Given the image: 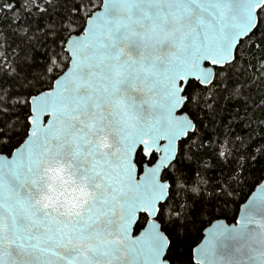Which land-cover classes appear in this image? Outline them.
Masks as SVG:
<instances>
[{"label": "snow or ice", "instance_id": "snow-or-ice-1", "mask_svg": "<svg viewBox=\"0 0 264 264\" xmlns=\"http://www.w3.org/2000/svg\"><path fill=\"white\" fill-rule=\"evenodd\" d=\"M0 264H264V0H0Z\"/></svg>", "mask_w": 264, "mask_h": 264}, {"label": "clouds", "instance_id": "clouds-1", "mask_svg": "<svg viewBox=\"0 0 264 264\" xmlns=\"http://www.w3.org/2000/svg\"><path fill=\"white\" fill-rule=\"evenodd\" d=\"M53 195L58 196L60 199H64L65 198L63 192H60V191H58L56 193H53Z\"/></svg>", "mask_w": 264, "mask_h": 264}]
</instances>
